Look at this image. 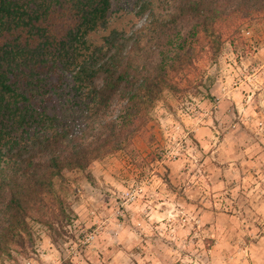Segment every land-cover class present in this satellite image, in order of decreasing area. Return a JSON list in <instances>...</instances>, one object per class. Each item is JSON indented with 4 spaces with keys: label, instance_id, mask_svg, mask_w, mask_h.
<instances>
[{
    "label": "trees",
    "instance_id": "obj_1",
    "mask_svg": "<svg viewBox=\"0 0 264 264\" xmlns=\"http://www.w3.org/2000/svg\"><path fill=\"white\" fill-rule=\"evenodd\" d=\"M157 2L139 1L136 17L150 20L130 35L113 25V0H0V264H18L20 250L30 260V220L51 232L70 220L73 184L93 183L92 164L127 150L154 104L197 73L196 60L264 26V0H162L166 17ZM146 34L169 39L164 56L183 38L170 61L173 47L144 70Z\"/></svg>",
    "mask_w": 264,
    "mask_h": 264
},
{
    "label": "rangeland",
    "instance_id": "obj_2",
    "mask_svg": "<svg viewBox=\"0 0 264 264\" xmlns=\"http://www.w3.org/2000/svg\"><path fill=\"white\" fill-rule=\"evenodd\" d=\"M139 1L113 0V25L142 32L150 18L136 17ZM182 35L164 56L169 39L156 45L146 34L138 64L148 70L173 47L170 61ZM244 41L196 60L197 73L154 104L127 150L92 164L94 182L72 186L69 221L51 232L30 220L34 264H249L264 239V26ZM132 187L137 202L123 208Z\"/></svg>",
    "mask_w": 264,
    "mask_h": 264
},
{
    "label": "crops",
    "instance_id": "obj_3",
    "mask_svg": "<svg viewBox=\"0 0 264 264\" xmlns=\"http://www.w3.org/2000/svg\"><path fill=\"white\" fill-rule=\"evenodd\" d=\"M224 106H226V105H224ZM260 242L263 243L264 242V239H262L261 241H259L257 243V245H255L254 249H251V251L249 253L250 254L249 255L250 260L248 261L249 264H264V261L262 263V260H264V257L261 258V257H259V254H258L261 251V249H262L260 246H258V245H260ZM262 250L264 252V249H262Z\"/></svg>",
    "mask_w": 264,
    "mask_h": 264
},
{
    "label": "built area",
    "instance_id": "obj_4",
    "mask_svg": "<svg viewBox=\"0 0 264 264\" xmlns=\"http://www.w3.org/2000/svg\"><path fill=\"white\" fill-rule=\"evenodd\" d=\"M137 190H138V188H136V189H134L133 187L131 188V190L130 191H126V193H124L125 195H124V197H125V199H126V203H124V204H122L121 206L124 208L127 204H129V203H135V202H137V196L138 195H136V193H137ZM25 264H34L33 263V259H30V260H26V263Z\"/></svg>",
    "mask_w": 264,
    "mask_h": 264
}]
</instances>
